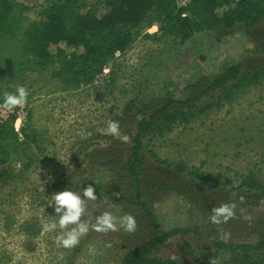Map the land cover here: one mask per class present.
Listing matches in <instances>:
<instances>
[{
    "label": "rangeland",
    "instance_id": "rangeland-1",
    "mask_svg": "<svg viewBox=\"0 0 264 264\" xmlns=\"http://www.w3.org/2000/svg\"><path fill=\"white\" fill-rule=\"evenodd\" d=\"M44 6L45 2H36L23 18L15 11L9 19L10 32L0 38V97L24 86L29 97L20 115L25 117L27 110L31 114L21 122L23 134L6 143L14 176L0 179V264H119L127 251L153 235L122 170L135 133L134 124L125 117V106L133 102L155 107L167 90L182 98L184 87L202 84L203 77L217 74L226 63L242 61L247 69L264 66V20L253 28L236 25L231 30L203 31L181 43L178 37L162 35L150 13L132 31L129 49L104 66L105 75L89 85L71 86L52 76L58 69L55 61L40 66L24 49L23 26ZM211 101L206 97L197 107ZM110 120L119 121L120 133L130 137L128 142L106 133ZM150 147L169 163L202 164L203 172L212 177L233 178L253 170L264 178V81L239 94L231 104L152 139ZM143 155L140 201L153 213L159 228H191L210 235L211 212L196 208L189 195L193 193L204 204H222L226 191H207L173 168L154 164L145 151ZM92 183L98 200L88 203L84 218L94 222L103 211L117 217L131 214L136 217V231L90 230L77 246L63 249L55 239L57 232L44 231V224L54 215L48 206L50 196L66 187L82 190ZM148 184L157 188L168 184L176 190L148 188ZM255 225L236 220L220 223L212 239L254 240ZM185 240L189 252L173 238L159 256L236 264L235 254L216 252L192 236Z\"/></svg>",
    "mask_w": 264,
    "mask_h": 264
},
{
    "label": "trees",
    "instance_id": "trees-1",
    "mask_svg": "<svg viewBox=\"0 0 264 264\" xmlns=\"http://www.w3.org/2000/svg\"><path fill=\"white\" fill-rule=\"evenodd\" d=\"M38 1L45 2V6L23 26L24 49L40 66L55 61L58 69L52 76L71 86L92 84L116 52L124 54L129 49L133 41L132 31L150 13L162 35L178 37L181 43L203 31L231 30L236 25L253 28L264 20V0H188L185 5H179L180 0H0V38L10 32L9 19L15 11L23 18ZM202 80V84L184 87L182 98L167 90L155 107L136 106L129 102L124 108L125 117L135 126V133L128 162L122 170L153 235L127 251L119 264H203L185 258L171 260L159 256L173 238H178L189 252L191 247L185 240L187 236L209 243L216 252L235 254L233 262L236 264H264V178L253 170L244 175L235 174L233 178L212 177L203 172L202 164L188 167L183 162L169 163L160 159L150 147L152 139L162 138L176 127H185L198 116L221 109L239 94L260 86L264 81V66L247 69L242 61L226 63L217 74ZM206 97L212 101L198 108L197 103ZM18 110L0 121V179L14 176L6 143L17 140L21 132L23 134L24 124L19 133L13 127ZM30 115L27 110L24 122ZM143 151L154 164L173 168L175 173L198 182L207 191H226L225 203L235 204L234 215L228 221L255 222L254 240L215 242L212 236L220 224L213 223L208 236L191 228L161 230L153 213L140 201L144 180ZM149 187L157 188V185L148 184ZM157 189L176 190L168 184ZM189 200L205 212L220 205L201 203L193 193H190Z\"/></svg>",
    "mask_w": 264,
    "mask_h": 264
},
{
    "label": "clouds",
    "instance_id": "clouds-1",
    "mask_svg": "<svg viewBox=\"0 0 264 264\" xmlns=\"http://www.w3.org/2000/svg\"><path fill=\"white\" fill-rule=\"evenodd\" d=\"M29 91L24 86H17L14 92H6L0 97V108L6 112H13L18 108L25 107L28 103ZM19 121H17V124ZM108 135L120 137L123 142H128L130 137L121 135L120 123L117 120H110L105 129ZM93 184H87L83 189L73 190L66 187L63 191L55 192L50 196L49 207L53 210V216H49V222L44 224L45 232H57L56 241L63 249H72L80 242L90 230L97 233L117 231L122 228L127 233L136 231V217L131 214L114 216L109 211H103L97 215L92 222L85 219L89 202L97 203L98 196ZM95 185V184H94ZM235 204H220L211 209L209 220L213 224L227 223L234 215ZM59 230V231H57ZM227 233L223 238H227ZM175 260V256L170 257Z\"/></svg>",
    "mask_w": 264,
    "mask_h": 264
},
{
    "label": "built area",
    "instance_id": "built-area-1",
    "mask_svg": "<svg viewBox=\"0 0 264 264\" xmlns=\"http://www.w3.org/2000/svg\"><path fill=\"white\" fill-rule=\"evenodd\" d=\"M188 2V0H180L179 1V5H185L186 3ZM121 54L119 53V52H116L115 53V57H118V56H120ZM106 70L105 69H103V74L105 75L106 74ZM102 75V74H101ZM100 76V75H99ZM98 77V76H97ZM96 77V78H97ZM23 111V107L22 108H19V110H18V112H17V119L15 120V122H14V125H13V127H14V130H15V132L16 133H19L20 132V129H21V122H22V120L24 119V115L23 116H21L20 115V113ZM14 112V111H13ZM13 112H6V111H4L2 108H0V121H4V120H6V118L10 115V114H12ZM17 121H19V124H17Z\"/></svg>",
    "mask_w": 264,
    "mask_h": 264
},
{
    "label": "bare ground",
    "instance_id": "bare-ground-1",
    "mask_svg": "<svg viewBox=\"0 0 264 264\" xmlns=\"http://www.w3.org/2000/svg\"><path fill=\"white\" fill-rule=\"evenodd\" d=\"M19 124V123H18Z\"/></svg>",
    "mask_w": 264,
    "mask_h": 264
}]
</instances>
